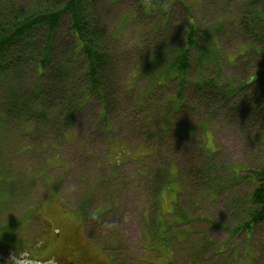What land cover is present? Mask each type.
<instances>
[{
  "label": "rangeland",
  "instance_id": "374dc122",
  "mask_svg": "<svg viewBox=\"0 0 264 264\" xmlns=\"http://www.w3.org/2000/svg\"><path fill=\"white\" fill-rule=\"evenodd\" d=\"M6 1L16 8L34 0ZM245 2L100 0L113 98L105 114L99 92L83 97L88 79L75 52L63 74L73 80L71 99L54 107L71 103L51 127L0 132V264L47 254L41 243L70 234L103 244L124 264H264V219L241 227L257 182L252 171L264 169V114L253 124L195 91L210 78L215 90L236 87L256 61L264 70V53L241 34ZM190 23L178 78L176 54ZM34 75L30 67L26 85Z\"/></svg>",
  "mask_w": 264,
  "mask_h": 264
},
{
  "label": "trees",
  "instance_id": "16d2710c",
  "mask_svg": "<svg viewBox=\"0 0 264 264\" xmlns=\"http://www.w3.org/2000/svg\"><path fill=\"white\" fill-rule=\"evenodd\" d=\"M7 3L0 0V132L11 125L24 129L30 124L33 127L40 124L44 130L51 127L52 118L58 117L63 108L71 103L54 107L56 103L63 104L66 99H71L67 91H71L73 80L63 74L70 72L75 52H81L84 75L88 79L87 85L80 89L82 95L86 98L91 90L99 92L101 111L106 114L107 99L113 98V58L108 51L107 36L98 10L100 0H34L29 6L16 8ZM245 3L246 16L241 22V34H249L252 39L244 43L262 57L264 0H246ZM65 17H68V27L60 31ZM253 22L262 30L260 33L251 30L258 28L250 25ZM238 23L236 19V31ZM194 32L195 27L190 23L185 46L176 54L178 78L184 76ZM62 35L63 39L59 41ZM59 47H63V53L60 52L61 56L57 57L54 51ZM256 62L257 67L251 68L247 78L236 87L224 84L215 90L216 80L210 78L196 86L195 91L209 99L221 100L224 106L229 105L227 111L230 115H241L246 121L256 124L264 114V83L261 82L264 70L259 66L261 61ZM30 67L35 75L28 86L25 76ZM82 102L78 101L76 107L79 108ZM69 116L70 112H65L64 122ZM261 133L264 135V128ZM252 176L257 182L250 192L249 220L241 227L264 219V169L252 171Z\"/></svg>",
  "mask_w": 264,
  "mask_h": 264
},
{
  "label": "flooded vegetation",
  "instance_id": "af4514ba",
  "mask_svg": "<svg viewBox=\"0 0 264 264\" xmlns=\"http://www.w3.org/2000/svg\"><path fill=\"white\" fill-rule=\"evenodd\" d=\"M42 247L49 249L47 254L20 255L14 258L17 261H43L49 258H55L56 264H124L119 256L108 252V248L103 244L96 243L93 239L75 236L70 234L64 238L54 240L52 243H41ZM40 245V246H41ZM41 247V248H42Z\"/></svg>",
  "mask_w": 264,
  "mask_h": 264
},
{
  "label": "clouds",
  "instance_id": "9594fccd",
  "mask_svg": "<svg viewBox=\"0 0 264 264\" xmlns=\"http://www.w3.org/2000/svg\"><path fill=\"white\" fill-rule=\"evenodd\" d=\"M17 264H56V259L53 257L43 261H17Z\"/></svg>",
  "mask_w": 264,
  "mask_h": 264
}]
</instances>
